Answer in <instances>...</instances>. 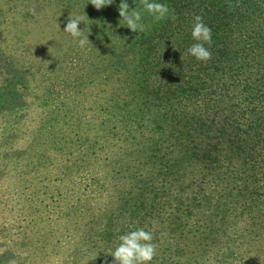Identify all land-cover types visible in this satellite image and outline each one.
I'll return each instance as SVG.
<instances>
[{"label": "trees", "instance_id": "16d2710c", "mask_svg": "<svg viewBox=\"0 0 264 264\" xmlns=\"http://www.w3.org/2000/svg\"><path fill=\"white\" fill-rule=\"evenodd\" d=\"M126 2L144 32L123 26L120 0L1 14L14 37L0 49V168L23 186L8 193L26 208L25 259L112 264L142 228L150 264H264V0H154L161 21ZM196 15L207 62L188 53Z\"/></svg>", "mask_w": 264, "mask_h": 264}, {"label": "clouds", "instance_id": "9594fccd", "mask_svg": "<svg viewBox=\"0 0 264 264\" xmlns=\"http://www.w3.org/2000/svg\"><path fill=\"white\" fill-rule=\"evenodd\" d=\"M139 8H142L150 14L154 21H161L169 18V8L166 4L154 2V0H137ZM97 11L109 6L113 0H88ZM118 14L123 20L125 27L134 33L144 32L145 25L142 21V13L138 10H129L126 0H120ZM173 21L175 15L170 17ZM84 22L82 16L71 17L68 19L63 31L69 34L74 43L81 49L86 48L91 42L88 39V32L85 33L78 26ZM58 25V24H57ZM59 27V25H58ZM191 37L197 43L188 48V53L198 61L207 62L211 59V52L205 47V44L211 45L212 32L210 27L206 26L200 15L194 17ZM119 244L110 255L113 258L112 264H150L157 254V245L152 243L153 235L151 232L142 228L130 231L119 237Z\"/></svg>", "mask_w": 264, "mask_h": 264}, {"label": "rangeland", "instance_id": "374dc122", "mask_svg": "<svg viewBox=\"0 0 264 264\" xmlns=\"http://www.w3.org/2000/svg\"><path fill=\"white\" fill-rule=\"evenodd\" d=\"M46 2L49 5L45 4L47 10L44 11L48 12L53 6V10L55 12L58 11L57 14H66L65 11H60L55 7L58 6V0H46ZM33 5L37 6L36 3L32 4V0H0V49L8 42L5 40L7 39V37H5L6 35H8L9 38L14 37L13 33L9 31L12 28H9L6 24L8 22L7 19L1 14H30L29 11ZM31 29L36 31L33 25H31ZM1 71L0 62V78ZM14 174L18 175V170H3L0 168V264H29V260L25 259L27 254L22 253L23 249L20 246L25 240L27 243L31 240L28 238V233L21 227V223H19V219H23L22 216L25 214L26 208L25 206H21L19 199L13 198L12 195L14 193H8L11 189L15 193H19L18 190L23 188L19 181L14 179ZM30 210L31 207L28 209L29 217H26L27 220L34 222L36 219V221H38L39 219L35 218V214ZM39 218L40 220H45L47 215L42 212Z\"/></svg>", "mask_w": 264, "mask_h": 264}]
</instances>
